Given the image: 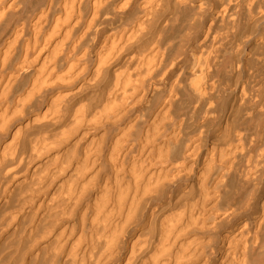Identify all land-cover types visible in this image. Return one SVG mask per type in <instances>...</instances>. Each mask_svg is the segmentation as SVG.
Instances as JSON below:
<instances>
[{
	"label": "clouds",
	"instance_id": "obj_1",
	"mask_svg": "<svg viewBox=\"0 0 264 264\" xmlns=\"http://www.w3.org/2000/svg\"><path fill=\"white\" fill-rule=\"evenodd\" d=\"M0 264H264V0H0Z\"/></svg>",
	"mask_w": 264,
	"mask_h": 264
}]
</instances>
